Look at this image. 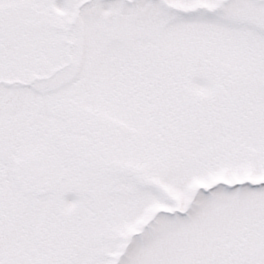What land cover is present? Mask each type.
I'll list each match as a JSON object with an SVG mask.
<instances>
[{
  "label": "rangeland",
  "instance_id": "rangeland-1",
  "mask_svg": "<svg viewBox=\"0 0 264 264\" xmlns=\"http://www.w3.org/2000/svg\"><path fill=\"white\" fill-rule=\"evenodd\" d=\"M58 18L0 51V79H34L0 87V166L43 150L57 182L2 180L0 264H264V0H59ZM182 89L208 131L161 121Z\"/></svg>",
  "mask_w": 264,
  "mask_h": 264
},
{
  "label": "flooded vegetation",
  "instance_id": "flooded-vegetation-1",
  "mask_svg": "<svg viewBox=\"0 0 264 264\" xmlns=\"http://www.w3.org/2000/svg\"><path fill=\"white\" fill-rule=\"evenodd\" d=\"M58 5L59 0H0V51L8 50L14 44L17 35L26 34L29 30L46 28L50 31V29L55 30L56 28L59 31V18L58 20L56 19ZM45 16L46 20H44ZM6 63V60H4L0 64V68L6 67ZM1 73H4V75L10 74L6 68L1 69ZM33 82L34 79L24 81L18 78L11 79L6 76L5 79H0V87H27ZM28 110L29 107L26 104L22 111L25 114ZM11 129V125L0 124V142L3 140L5 133ZM2 153V155L0 154V159L8 160L12 156V152L8 149L2 151ZM11 162V172L0 166V170L6 173V177L3 180L10 178L24 194L44 193L52 189L57 183L53 173L49 170L47 171L44 167L43 150L23 158L12 159ZM60 178H58V181ZM1 182L2 180H0ZM5 190L7 191V189ZM2 196L3 189L0 188V211H2L4 203L7 202L6 198L1 201Z\"/></svg>",
  "mask_w": 264,
  "mask_h": 264
},
{
  "label": "trees",
  "instance_id": "trees-1",
  "mask_svg": "<svg viewBox=\"0 0 264 264\" xmlns=\"http://www.w3.org/2000/svg\"><path fill=\"white\" fill-rule=\"evenodd\" d=\"M172 91L175 93V89H172ZM172 92H167L165 94L166 97V107H161L165 108L167 111H160L159 115L162 117L161 121H164L165 124L171 125L172 127L169 129V133H176L178 130L183 133L185 131L183 123L185 120H188L189 122H193L195 118L201 120L202 118L206 120V124L204 125V122H202V128L199 129V131L202 129V131H208L207 129V123L212 122L215 120V115L213 114L212 116H209L207 114L201 115L200 112L197 111V107L202 104L200 100L194 99L190 96L189 93L185 92L183 89L181 90V99H175L173 96H170ZM158 101L156 100V103ZM158 104V103H157ZM225 112H223L224 118L223 121H226V116ZM220 121H221V117ZM189 133L191 134L190 137L194 139L195 137L198 136L197 130L190 129Z\"/></svg>",
  "mask_w": 264,
  "mask_h": 264
},
{
  "label": "water",
  "instance_id": "water-1",
  "mask_svg": "<svg viewBox=\"0 0 264 264\" xmlns=\"http://www.w3.org/2000/svg\"><path fill=\"white\" fill-rule=\"evenodd\" d=\"M5 174L3 172H0V179L4 178Z\"/></svg>",
  "mask_w": 264,
  "mask_h": 264
}]
</instances>
